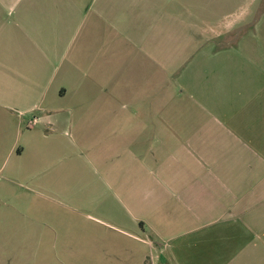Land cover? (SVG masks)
<instances>
[{
    "label": "crops",
    "instance_id": "0c3cea01",
    "mask_svg": "<svg viewBox=\"0 0 264 264\" xmlns=\"http://www.w3.org/2000/svg\"><path fill=\"white\" fill-rule=\"evenodd\" d=\"M64 1L0 0V13L8 11L12 16L29 12L35 4ZM128 1L100 3L123 5ZM81 2L95 4L98 0ZM100 11L120 13L112 19L119 20L117 35L125 49H107L99 62L97 52L90 49L87 67L69 49L79 40L73 33L68 48L62 50L42 44L41 33L33 25L32 30L19 25L23 36L10 28L11 34L0 42V117H8L12 124L14 163L28 162L41 173H50L55 159L57 191H81L79 166L81 159L87 160V155L82 156L87 149L88 159L109 178L120 180V191L143 197L146 215L134 220L141 231L154 237L156 264H164L161 260L167 255L171 263L166 264L264 262V12L249 13L253 27L248 45L216 54L212 49L201 50L202 59L194 66L191 63L185 81L199 104L165 110L159 98L158 102L154 98L153 108H130L128 101L120 104L113 83L118 81V85L123 77L137 78L149 89L160 84V71L159 82L154 78L160 44L147 46L144 32L136 42L125 40L122 12L126 8L106 6ZM240 20L234 18L230 30ZM226 31L208 35V41ZM82 77L88 81L83 93ZM99 83L104 86L96 92ZM53 84L54 91L48 95ZM12 85L16 91L8 87ZM68 99L73 100L71 105ZM35 111L41 113V122L43 116L63 111L65 117L55 115L60 118L54 120L50 116L45 125L49 132L56 125L61 127L64 140H49L50 134H41L44 141L33 140L32 120L25 117ZM38 149L39 156L27 155ZM90 189L86 190L100 191ZM165 244L170 245L167 255L161 247ZM144 259L141 263L147 264Z\"/></svg>",
    "mask_w": 264,
    "mask_h": 264
},
{
    "label": "rangeland",
    "instance_id": "374dc122",
    "mask_svg": "<svg viewBox=\"0 0 264 264\" xmlns=\"http://www.w3.org/2000/svg\"><path fill=\"white\" fill-rule=\"evenodd\" d=\"M72 1L35 4L29 12L21 11L12 16L8 11L0 13V42L5 35L11 34L8 33L10 28L23 36L24 30L19 25L28 30H32L33 25L41 33L42 44L62 50L68 48L73 33L79 40L71 43L69 49L73 48L75 57L79 56L87 67L90 49L97 52L98 62L103 60L107 49L111 52L125 49L124 40L117 35L119 20L112 19L118 18L120 13L113 15L100 9L106 6L126 8L127 12H122V25L127 30L125 40L136 42L137 36L144 32L145 44H160L161 50L159 68L155 69L154 76L159 82L160 71V84L150 85L149 89L147 83L127 76L118 85V81L113 83L114 93L120 95V104L128 101L130 108H153L154 98L156 102L160 99L165 110L195 107L200 100L185 81L192 69H189L191 63L194 66L202 59L201 50L212 49L216 54L236 49L238 45H248L253 27L249 13L251 10L259 14L264 12V0H129L123 5H101L105 0L95 4ZM236 17L241 19L239 25L230 30ZM6 27L9 29L6 32L1 29ZM225 28L227 31L222 37L208 41V35L216 36ZM202 34L206 35L202 37ZM82 80L81 93L88 88L87 79L82 77ZM55 84L49 88L48 95L54 91ZM100 85L104 86L99 83L96 92ZM8 87L16 91L15 85ZM211 88L213 85L209 90ZM154 92L158 95L151 97ZM189 95L193 101L189 100ZM72 102V99L67 100L69 105ZM113 104L118 105L114 100ZM59 114L65 117L63 111H54L43 116V122L38 121L41 113L37 111L26 116L27 121L37 118L32 130L33 140L44 141L40 139L41 134H50L49 140H64L60 135L61 127L56 125V129L49 132L45 125L50 116L59 120L60 117L55 116ZM11 127L8 117L1 116L0 264H142V257L147 264H156L154 237L141 231L134 220L146 215L147 206L141 195L120 191V180L109 178L101 166L88 159L87 149L82 152V156H88L87 160L81 159L79 166L81 191H57L55 159L52 160L54 171L50 173H41L40 168L28 162L14 163ZM38 152L39 149L27 155L39 156ZM138 207L142 210L138 211ZM138 239L150 241V247ZM161 247L167 255L170 245ZM167 258L168 255L161 262L171 263Z\"/></svg>",
    "mask_w": 264,
    "mask_h": 264
},
{
    "label": "built area",
    "instance_id": "2783aa9c",
    "mask_svg": "<svg viewBox=\"0 0 264 264\" xmlns=\"http://www.w3.org/2000/svg\"><path fill=\"white\" fill-rule=\"evenodd\" d=\"M34 124H35V120H32V121L29 123V127L34 126Z\"/></svg>",
    "mask_w": 264,
    "mask_h": 264
}]
</instances>
